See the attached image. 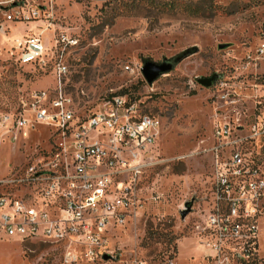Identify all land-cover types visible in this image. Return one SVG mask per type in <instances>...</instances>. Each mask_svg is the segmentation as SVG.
Masks as SVG:
<instances>
[{"label":"rangeland","instance_id":"rangeland-1","mask_svg":"<svg viewBox=\"0 0 264 264\" xmlns=\"http://www.w3.org/2000/svg\"><path fill=\"white\" fill-rule=\"evenodd\" d=\"M119 0H53L51 27L42 35L47 47L54 34L65 33L78 46L63 56L68 72L62 90L78 116L96 111L115 95H125L142 113L161 121L159 135L143 160L149 163L137 184L142 204L124 227L110 231L114 257L76 264H208L211 252L194 235V225L211 208L214 124L249 126L264 113V56L256 52L264 32V0H156L165 9L172 1L196 8L159 11L154 7L111 13ZM104 8V10H101ZM112 24L101 28L102 21ZM42 19L13 21L0 32V113L21 109L34 90L56 86L54 59L43 69L15 62V41L45 28ZM190 51L172 71L151 85L140 69L145 61L161 63ZM250 57V58H248ZM129 66V70L124 67ZM219 75L209 88L197 79ZM219 80L235 85L238 102L214 98ZM55 139L46 125L29 128L23 141L0 133V196L20 198L30 187L25 168L47 161ZM264 165V146L256 147ZM193 209L185 219L184 203ZM258 251L264 264V219L259 222ZM147 231V232H146ZM62 245L0 237V264H66Z\"/></svg>","mask_w":264,"mask_h":264},{"label":"built area","instance_id":"built-area-1","mask_svg":"<svg viewBox=\"0 0 264 264\" xmlns=\"http://www.w3.org/2000/svg\"><path fill=\"white\" fill-rule=\"evenodd\" d=\"M53 0H0V32L13 21L42 19L38 35L16 40L19 66H46L54 59L56 86L34 90L21 109L0 113V133L23 141L29 128L46 125L55 139L47 161L28 165L22 182L30 187L20 198L0 196V237L62 245L63 261H103L112 255L111 233L138 215L137 184L150 165L143 160L159 135L161 121L142 113L135 101L115 95L99 109L78 116L63 90L68 72L63 56L78 46L65 33L54 34L49 48L42 35L51 25ZM256 54L264 56V32ZM250 58V57H248ZM129 70V66L124 67ZM235 85L219 80L214 98L226 106L238 100ZM264 146V113L249 126L221 121L213 126L212 204L194 225V235L211 254L208 264H262L259 222L264 219V165L255 151ZM165 264H176L167 259Z\"/></svg>","mask_w":264,"mask_h":264},{"label":"water","instance_id":"water-1","mask_svg":"<svg viewBox=\"0 0 264 264\" xmlns=\"http://www.w3.org/2000/svg\"><path fill=\"white\" fill-rule=\"evenodd\" d=\"M263 30H264V27H263ZM190 54H192L190 51H185L175 57H172L169 59H163L161 63L145 61L140 69V72L144 80L146 81V83L148 85H151L160 76L172 71L182 60L187 58ZM218 77L219 75L213 74L210 77L199 78L197 79V82L201 86L205 88H209L213 84V82H215L218 79ZM187 203H190V202H185L183 209L180 212V217L183 220L192 211L191 205L188 206ZM103 259L107 261V260L114 259V257L105 255Z\"/></svg>","mask_w":264,"mask_h":264},{"label":"trees","instance_id":"trees-1","mask_svg":"<svg viewBox=\"0 0 264 264\" xmlns=\"http://www.w3.org/2000/svg\"><path fill=\"white\" fill-rule=\"evenodd\" d=\"M117 6H115V8H111V13L113 15H116V12L119 13H125L127 11H130L132 8H138V7H154L159 11H172V10H177L182 9V10H189V12H191V14H196V15H202L203 11H199L196 8H191L189 6H184V4L182 2L179 1H172L171 3H169V5L167 6L168 9H165L164 5L161 3H158L156 0H119L117 3ZM101 10H104V8H102ZM111 22H108L106 20L102 21L101 23V28H105L109 25H111ZM187 205L189 206L190 203H187ZM147 232V231H146Z\"/></svg>","mask_w":264,"mask_h":264},{"label":"crops","instance_id":"crops-1","mask_svg":"<svg viewBox=\"0 0 264 264\" xmlns=\"http://www.w3.org/2000/svg\"><path fill=\"white\" fill-rule=\"evenodd\" d=\"M191 208L193 209V206L191 205Z\"/></svg>","mask_w":264,"mask_h":264}]
</instances>
